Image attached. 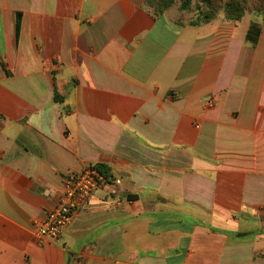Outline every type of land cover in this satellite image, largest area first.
<instances>
[{"label": "crops", "instance_id": "obj_1", "mask_svg": "<svg viewBox=\"0 0 264 264\" xmlns=\"http://www.w3.org/2000/svg\"><path fill=\"white\" fill-rule=\"evenodd\" d=\"M146 2L0 0V264H264V26ZM91 165L110 183L39 238Z\"/></svg>", "mask_w": 264, "mask_h": 264}, {"label": "built area", "instance_id": "obj_2", "mask_svg": "<svg viewBox=\"0 0 264 264\" xmlns=\"http://www.w3.org/2000/svg\"><path fill=\"white\" fill-rule=\"evenodd\" d=\"M209 106H214V102L211 101ZM110 181L111 177L103 174L95 165L69 175L59 204L36 223V235L41 239L58 240L72 223L74 213Z\"/></svg>", "mask_w": 264, "mask_h": 264}, {"label": "trees", "instance_id": "obj_3", "mask_svg": "<svg viewBox=\"0 0 264 264\" xmlns=\"http://www.w3.org/2000/svg\"><path fill=\"white\" fill-rule=\"evenodd\" d=\"M196 1V15L190 21L193 26H200L208 23L223 14L226 20L237 22L240 21L248 12L256 13L264 26V0H220L223 5H217L214 0H147V6L155 15L163 14L171 10L176 4H179V10L190 12L193 8V2ZM223 6L220 12L219 8ZM261 31V25L253 22L248 33V39L257 41ZM57 99L59 97L57 96ZM103 174L111 177L110 169L105 165H95Z\"/></svg>", "mask_w": 264, "mask_h": 264}, {"label": "rangeland", "instance_id": "obj_4", "mask_svg": "<svg viewBox=\"0 0 264 264\" xmlns=\"http://www.w3.org/2000/svg\"><path fill=\"white\" fill-rule=\"evenodd\" d=\"M225 1V0H223ZM214 2L217 4V5H223V3L220 1V0H214ZM195 4H196V1L193 2V8L190 12H184V11H181L179 10V4H176L174 7L171 8L172 12L176 15V17H178L181 21H184V22H188L190 21L192 18H194V16L196 15V7H195ZM223 6H221L219 8V11L221 12L223 10L222 8ZM247 14H251L255 17H258L256 13H252L251 11L248 12ZM262 18L260 17L259 20H261Z\"/></svg>", "mask_w": 264, "mask_h": 264}]
</instances>
